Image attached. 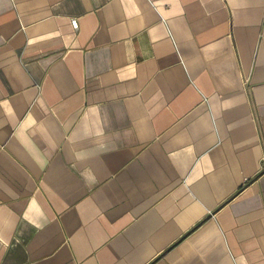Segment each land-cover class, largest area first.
I'll list each match as a JSON object with an SVG mask.
<instances>
[{
    "label": "crops",
    "instance_id": "0c3cea01",
    "mask_svg": "<svg viewBox=\"0 0 264 264\" xmlns=\"http://www.w3.org/2000/svg\"><path fill=\"white\" fill-rule=\"evenodd\" d=\"M0 264H264V0H0Z\"/></svg>",
    "mask_w": 264,
    "mask_h": 264
},
{
    "label": "built area",
    "instance_id": "2783aa9c",
    "mask_svg": "<svg viewBox=\"0 0 264 264\" xmlns=\"http://www.w3.org/2000/svg\"><path fill=\"white\" fill-rule=\"evenodd\" d=\"M73 24H74L75 27H77V22H76V20H73Z\"/></svg>",
    "mask_w": 264,
    "mask_h": 264
}]
</instances>
